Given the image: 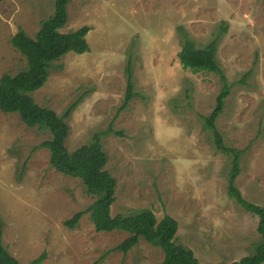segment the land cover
Wrapping results in <instances>:
<instances>
[{
    "label": "rangeland",
    "instance_id": "rangeland-1",
    "mask_svg": "<svg viewBox=\"0 0 264 264\" xmlns=\"http://www.w3.org/2000/svg\"><path fill=\"white\" fill-rule=\"evenodd\" d=\"M54 9L55 0H0V78L28 68L11 42L18 29L35 36ZM67 12L61 31L88 25L90 49L55 61L33 97L60 115L76 103L69 150L103 133L106 169L117 181L112 215L170 214L179 222L177 242L200 264L252 254L259 217L229 194L233 156L204 126L221 77L185 68L177 55L184 36L198 47L218 39L231 92L216 125L225 144L241 151L236 187L264 205V0H71ZM129 64L134 96L124 106ZM50 137L0 110V217L9 252L22 264L42 253L41 264H161L163 250L143 238L127 253L112 250L129 233L98 232L88 212L75 227L65 224L95 196L52 166L41 145Z\"/></svg>",
    "mask_w": 264,
    "mask_h": 264
},
{
    "label": "trees",
    "instance_id": "trees-1",
    "mask_svg": "<svg viewBox=\"0 0 264 264\" xmlns=\"http://www.w3.org/2000/svg\"><path fill=\"white\" fill-rule=\"evenodd\" d=\"M70 1L55 0L53 14L42 20L41 27L35 36L19 28L12 37L13 46L26 56L29 64L26 69L1 76L0 110L5 113H19L27 126H37L48 130L51 137L43 141L41 145L49 150L52 166L65 175L80 178L86 187V192L95 196V201L87 209L77 211L66 220V225L75 227L80 218L88 212L98 232L124 230L129 233V236L112 250L127 253L138 244L140 238H143L163 250L164 259L161 264H200L191 248L177 242L179 222L170 214H165L163 218L158 219L153 209L141 208L113 216L112 206L116 200L117 181L115 176L106 169L108 154L102 144L103 133H96L91 142L72 151L69 150L66 145L70 134L68 118L76 103L71 104L66 112L60 115L52 108L39 105L33 97V93L47 82L55 61L68 52L82 54L90 49L86 40L91 28L88 25L68 32L61 31L68 21L67 7ZM184 38L182 48L177 55L182 65L194 72L210 71L221 77L223 84L217 95L215 108L205 116L204 126L212 131L216 147L233 156L227 186L229 194L236 198L247 211L259 217L257 230L260 240L256 243L254 252L232 263L214 264H262L264 262V205L246 199L236 187V179L241 172V151L225 144L224 136L216 125L231 92L229 80L217 60L218 39H214L204 47H198L190 37L184 36ZM127 72L129 75L124 106H127L134 96L130 64ZM3 229V221L0 217V264H22L4 246ZM45 258L46 254L42 253L28 264H41Z\"/></svg>",
    "mask_w": 264,
    "mask_h": 264
}]
</instances>
